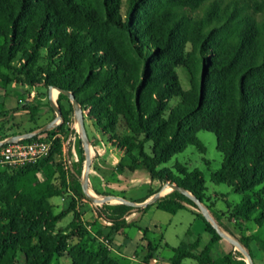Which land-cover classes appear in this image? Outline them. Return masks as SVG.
<instances>
[{"label":"trees","instance_id":"1","mask_svg":"<svg viewBox=\"0 0 264 264\" xmlns=\"http://www.w3.org/2000/svg\"><path fill=\"white\" fill-rule=\"evenodd\" d=\"M207 1L0 0V85L73 93L104 142L127 160L128 166L119 168L130 173L145 169L152 181L184 188L235 237L223 221L227 215L264 227V22L253 15L264 10V1L251 6L245 0H214L206 6ZM180 68L189 75L187 91ZM57 102L63 124L25 142L49 139L71 124L70 99L59 94ZM41 108L26 102L20 110L35 123ZM200 132L214 134L223 155L212 182L241 195L240 204L228 205L227 214L209 202L200 170L165 167L189 147L205 154ZM17 135L23 134L6 133L0 142ZM60 147L55 143L36 164L0 172V264H52L56 257H68L71 264H119L106 247L92 253L81 245L88 234L74 199L67 210L54 212L50 201L67 189V174L56 157ZM85 162L82 148L81 175ZM70 186L76 197L88 200L74 177ZM256 190L263 195L255 198ZM154 206L171 215L189 207L198 211L178 191ZM132 210L122 204L96 207L92 226L100 220L110 223L107 237L112 240L130 227L125 216ZM71 214V224L57 231ZM196 215L212 236L210 243L202 252L199 240L172 248L170 264H246L237 260L243 259L238 252L214 261L211 251L224 239L200 212ZM73 239L78 242L70 246ZM237 240L253 259L251 238ZM156 251L149 242L145 264Z\"/></svg>","mask_w":264,"mask_h":264},{"label":"rangeland","instance_id":"2","mask_svg":"<svg viewBox=\"0 0 264 264\" xmlns=\"http://www.w3.org/2000/svg\"><path fill=\"white\" fill-rule=\"evenodd\" d=\"M213 1L214 0H208L205 5L206 6L209 5ZM245 1H247V3L252 6L255 0H245ZM206 6L197 12L198 16L204 15V10ZM249 11L252 13V10ZM123 13H125V9H123ZM253 15L255 16L258 22H264V10ZM190 48H191L190 45H188L187 50H190ZM178 75L180 78L182 88L186 91L189 90L190 83H189L188 73L184 69L180 68L178 69ZM2 87H6L8 89L7 91L9 93V99H10L8 102L9 106L7 105L8 108L22 109L24 103L26 102L28 103L30 102L34 105H40L41 107H44V105L50 104L51 101L49 96L50 92L44 89L31 90L29 88H23L18 86H2ZM30 91H34V96L29 97ZM58 95L59 93L57 91L53 92V97L55 100L54 103L57 104H58L57 102ZM42 96L44 97L42 98ZM45 96L47 97L45 98ZM19 100L20 103H18ZM67 103L68 102L63 103L64 109H69L70 106ZM59 108L61 109L60 106ZM20 112L22 113L23 111L20 110ZM54 116L56 118L55 113H53V117L51 119L42 113L38 115V118L35 123H30L28 122L27 115L25 113H23L22 116H18V117L14 116L12 113L9 116V118L5 121V123L3 122L0 123V138L2 135L6 133H19V134L21 133L23 135H26L24 134L25 132H28L32 129H36L39 127L43 128L44 126L51 123L55 119ZM16 118L17 121H15ZM62 124L63 122H59L58 126H61ZM76 127L78 129L77 132L78 134L71 129L70 124L66 125L64 128V132L63 133L60 132V134L63 135V137L58 138L55 141V143L58 142L61 145L60 153H57L56 157L67 174V189L62 197L53 198L50 203L53 204L51 205L53 207L54 212L58 214L62 211L67 210L70 207L72 200L73 199L75 200L77 211L81 216V221L83 225L86 227L88 234L82 240L81 245L84 246L87 250L91 251L92 253H95L100 247H104L103 241L106 239V236L104 234L100 235L99 232H95L94 230L90 229L92 224L88 222V218L85 217V212H87L90 209H94L96 207H101L103 205L97 206L89 200L80 199L75 196L74 192L71 189L70 184L72 182L73 177L74 179L79 181L81 185H83L84 171L86 168L84 165L82 175L79 174L78 164L81 158V150L83 148V145L81 143V139L79 135V126L77 124ZM84 127L87 136L89 138V141L91 143L95 144L99 148L106 147L105 148L106 153L104 154L103 159L97 160L95 161V163H91V170L89 174V186H93L97 190H100L101 187L104 185V180H105L106 183H109L110 185L113 186V188H111V190L108 191L109 192L108 194L113 196H118L117 188L119 186L122 187V185H124L125 179L128 177L129 172L126 169L123 170L121 168H118L114 172L109 168V166L112 165L114 162L113 161L114 156L112 157L110 153L111 148L104 142L101 131L93 125V123L87 116H85ZM17 136H22V135H17ZM71 136H76V140L74 142L69 141V138ZM197 137L199 140V144L205 151V154H202L196 147H189L184 153L173 157L172 160L167 165H165V167L173 170L174 166L179 164L185 167L188 172H192L194 170H200L205 177L207 196L209 198V202L210 203L215 202L218 211L227 212L228 205L237 206L238 204H240L241 195H239L236 191H234L232 188H229L226 185H217L212 182V174L217 172L221 168L223 163V155L217 151V141L215 135L208 132H200ZM52 138L53 137H50L49 139L51 140ZM116 153L119 154V152L117 151ZM84 156L86 157L85 151H84ZM122 160L123 163H121L120 165L125 167L128 166L127 160L125 158H122ZM68 161L71 162V167L68 166ZM4 169L6 168L0 167V172H2ZM114 186L116 187L114 188ZM262 195L263 194L260 192V190H256L253 193V196L255 198L260 197ZM108 205H114V204H108ZM197 212H199V210ZM257 216L258 215H256L254 218H256ZM73 219L74 217L72 214L66 217L61 223L57 225V231L66 229L71 224ZM224 220L226 221L225 224L228 227H230L229 229L232 231L235 237H233L228 232L224 230L223 231L229 236H231L233 239L237 240L238 235H240L238 231V225L234 224V222L229 219L228 215L224 217ZM202 224H203L202 219H197L196 216L190 210H183L178 212L176 215H171L169 213L157 209L156 206L151 205V207H149L146 211L142 212V215L139 216V218L135 221L132 227L125 232V235L118 236L117 240L123 241L124 238H127L128 248L130 250V248L136 244L140 230L145 231L148 228H150L152 232L148 234V240L151 241L154 245H157L158 247L157 256L159 258L165 259L166 261H169V258L172 256V252L168 250V248H166L167 247L166 244H168L171 247H179L183 244L192 243L191 239L188 236V232L192 231L198 234L199 232L198 230L202 227ZM243 225L245 229V235L253 236L254 238H259L260 240L264 238V227L259 228L253 222H245ZM155 227H157V229H155ZM233 229L236 231L234 232ZM199 235H200L199 243L200 246L203 248L208 245L210 236L206 233H199ZM224 241L228 242L226 240ZM77 242L78 241L76 239H73L71 241L70 246L75 245ZM235 252L240 253L239 249L236 248H235ZM146 255H147V251L140 248L138 252V256L137 255L136 256L137 259L139 257L138 260L141 262V264H145L144 258L146 257ZM243 259L245 260L246 258L243 256ZM118 263L138 264L133 261H126V262L118 261ZM52 264H71V263L68 257H64V258L56 257L53 259ZM185 264H195V263L192 260H187L185 261Z\"/></svg>","mask_w":264,"mask_h":264},{"label":"crops","instance_id":"3","mask_svg":"<svg viewBox=\"0 0 264 264\" xmlns=\"http://www.w3.org/2000/svg\"><path fill=\"white\" fill-rule=\"evenodd\" d=\"M2 86L3 85H0V123L3 122L4 120H7L12 113H13L14 116H17V117L18 116H22V114L24 113V112H22V113L20 112V108H13V109L12 108H8V106H9L8 102L10 100L9 99V93L7 91L8 89L6 87H2ZM8 86H18V85L14 84V85H8ZM18 87H21V86H18ZM23 88H26V87H23ZM30 96H34V91H30L29 97ZM49 96H50V100L51 99L53 100L52 93H49ZM58 96H57V99H58ZM43 97L44 96H42V98ZM18 103H20V100H19ZM67 104L69 105V103H67ZM51 108L52 107H51V101H50L49 106L47 104L44 105V107L41 108V111L39 112V114L43 113V114H45V116H48V118L52 119L53 112H52ZM54 113H55V111H54ZM70 119H71V124H70L71 125V129L74 132L77 133L78 132V129L76 127L77 123L75 121L74 116H71ZM15 121H17V118L15 119ZM55 137L62 138L63 135H61L59 133V134H56ZM6 140H8V139H6ZM107 145L110 146L109 144H107ZM90 147H91L92 163H95V161H97V160L103 159L104 154L106 153V151H105L106 147H103V148L100 147L99 148V147H97L95 144H93L91 142H90ZM110 148H111V151H110L111 156L112 157L114 156V158H113L114 162H113L112 165L109 166V168L112 171L115 172L119 168V165L121 163H123L122 158H124V156H123L122 153L117 151L115 148H113L111 146H110ZM116 151L119 152V154L116 153ZM128 174L129 175L125 179L124 185H122V187L119 186L117 188L118 196H114V197L123 198V199H126L127 201L133 202L135 204H142V203H145L146 201L150 200L153 196H155L157 193H159V192H161L163 190L164 185H162L158 181H152L148 171L145 170V169H139V170H136L133 173L129 172ZM115 187L116 186H114V188ZM111 188H113V186L110 185L109 183H106L105 180H104V185L101 187L100 190H97L93 186H90V190L93 193H95L97 195H100V196H105V197L106 196H113V195L108 194L109 193L108 191L111 190ZM170 193L163 194V195L166 196V195H168ZM61 199H63V198H61ZM83 201H85V200H83ZM114 205H120V204H114ZM133 208H135V210L130 211L127 214V216H125V220H126L127 224L130 225L129 228L132 227V225L139 218V216L142 215V212H144V210H143L144 208L143 207H133ZM139 208L142 209V210H140V211L137 210ZM95 209L96 208L90 209V210L87 209L88 211L85 212V217L88 218V222H90L92 225H93V223L95 221ZM187 210L192 211V213L196 216L197 219H201V218H199L196 215V213H198V212L196 210H194L193 208L189 207ZM215 210L217 212H219L220 214H222V213L227 214V212L218 211L217 208H216V203H215ZM223 221H224V223H226L225 220H223ZM232 221L234 222V224L238 225V231H239V234H240V235H238V238H240L242 236L251 238L250 249H251V253L253 255L254 263L255 264H264V246L259 241L260 239L259 238H254L253 236L245 235V229H244V225L243 224L245 222H247V221H238V220H232ZM251 222L255 223L254 221H251ZM230 226H231V224H230ZM228 228H230V227H228ZM259 228H263V227H259ZM90 229L94 230L95 232L103 231V234L106 236L105 240H109V242H110V244L112 246V249H113L110 253L119 262L120 261L121 262L133 261V262H136L138 264H141V262L138 260L139 257L137 259L139 249L141 248V249L147 251V246H148L149 242H151V241L148 240V234L150 232H152V230H150V228H148L145 231L140 230V233H139V235L137 237V242H136V244L133 247L130 248V250L128 248L127 238H124L123 241H118L117 240V237L118 236H124L125 232L128 229H125V230H122V231L118 232L115 236H113L112 240L107 237L108 232L110 231L109 230L110 229V223H107V222H105L103 220H100V221H97V223H96V225L94 227L91 226ZM155 229H157V227H155ZM198 231H199L198 234H196V233H194L192 231L188 232V236L191 239L192 243L196 242L197 240H200L199 239L200 238L199 233H206V234H208L210 236V240L208 242V244H209L211 239H212V236L209 233H207L206 226H205L204 222L202 224V227ZM233 231L235 232L236 230L233 229ZM145 237H146V239H145ZM261 240L264 241V238L261 239ZM192 243H188V244H192ZM154 246L157 248V251L154 253V258L149 262V264H170V259L174 255L173 251H172V248H177V247H171L168 244H166V246H167L166 248H168V250H170L172 252V256L169 258V261H166L165 259L159 258L157 256L158 247H157V245H154ZM207 246L202 248L199 245L198 251L202 252ZM104 247H105V245H104ZM230 253H235V247L233 248V246L229 242L222 241V242H219V243L214 245V247H213V249L211 251V257H212V259L214 261H216V260H219L221 258H224L226 255H228ZM237 260L240 261V260H244V259L237 258ZM194 263L196 264L195 261H194Z\"/></svg>","mask_w":264,"mask_h":264},{"label":"water","instance_id":"4","mask_svg":"<svg viewBox=\"0 0 264 264\" xmlns=\"http://www.w3.org/2000/svg\"><path fill=\"white\" fill-rule=\"evenodd\" d=\"M53 91H58L59 94H64L65 96H67L70 99L71 104H72L73 109H74V118H75L77 125L79 126V135H80L81 143L83 145V149H84L85 155H86V162H85L86 168L84 171L82 190H83L84 195L86 196V198L89 201H91L92 203H94L97 206L98 205H105V204H122V205H127L130 207L146 208L150 205H154L159 199L164 197L163 192L167 188L170 187L173 191H178V192L182 193L183 195L187 196L188 198H190L196 204L199 212L213 226V228L217 231V233L224 240L228 241L231 245H233L236 249H239L240 253L246 258L245 262L247 264H254L253 259L251 258L249 253L246 251V249L241 245V243L238 240L233 239L231 236L226 234L219 227V225L212 218L209 210L205 207V205L200 200L196 199L187 190H185L184 188H181L177 185L167 183L166 185H164L163 190L161 192L157 193L150 200H148L142 204H135L133 202L127 201L126 199L114 197V196L100 197L99 195H97L95 193L94 194L96 197L92 196L90 193L91 190H90V186H89V174H90V170H91L92 157H91L90 141H89V138L87 136V133H86L85 127H84L85 113L83 111V108L79 104L78 100L73 95V93L68 92V91H64V90H60L57 88H53V87L50 88V93H53ZM51 107L55 111V114H56V118L51 123H49L48 125L44 126L43 128H41L40 130H38L36 132L29 133V134L22 135V136H15V137H12L8 140L0 142V149L6 145L14 144V143L19 142V141L30 140V139L38 136V135L47 133V132L55 129L59 125V122H63V115H62L61 109L59 108L58 104L54 103V101L52 99H51Z\"/></svg>","mask_w":264,"mask_h":264},{"label":"built area","instance_id":"5","mask_svg":"<svg viewBox=\"0 0 264 264\" xmlns=\"http://www.w3.org/2000/svg\"><path fill=\"white\" fill-rule=\"evenodd\" d=\"M58 138L60 137L54 136L51 140L46 139L31 143L19 141L6 145L0 149V167L18 169L38 163L50 155ZM75 140L76 136L69 138V141L74 142ZM68 166L71 167V162L69 161ZM103 242L108 251L111 252L113 249L109 240H104Z\"/></svg>","mask_w":264,"mask_h":264},{"label":"bare ground","instance_id":"6","mask_svg":"<svg viewBox=\"0 0 264 264\" xmlns=\"http://www.w3.org/2000/svg\"><path fill=\"white\" fill-rule=\"evenodd\" d=\"M53 92H54V91H53ZM57 92H58V91H57ZM52 95H53V93H52ZM53 101H55V100H54V97H53ZM170 191H172V189L169 187V188H167V189L163 192V194H166V193H168V192H170ZM90 193H91L92 196L96 197L95 194H94L92 191H90Z\"/></svg>","mask_w":264,"mask_h":264}]
</instances>
